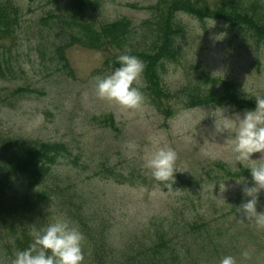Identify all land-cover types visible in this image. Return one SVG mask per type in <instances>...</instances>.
I'll list each match as a JSON object with an SVG mask.
<instances>
[{
    "label": "rangeland",
    "instance_id": "obj_1",
    "mask_svg": "<svg viewBox=\"0 0 264 264\" xmlns=\"http://www.w3.org/2000/svg\"><path fill=\"white\" fill-rule=\"evenodd\" d=\"M17 1L23 10L22 27L14 39L5 41L0 132L67 144L71 154L60 158L55 170L61 179L77 184L92 199V207L107 217L115 245L124 247L128 239L161 228L175 242L178 236H187L193 243V256L206 255L218 264L222 256L232 255L236 264H264V227L236 212L242 200L248 199L242 188L251 185V176H226L215 163L224 162L234 171L247 166L232 159L223 136L216 141L207 138L216 107L226 108V115L244 110L230 105L183 108L180 104L176 114L165 119L145 100L139 109L126 110L101 99L95 91L96 78L111 73L103 70L110 53L74 44L65 50L69 63L65 70L53 46L61 42L59 31L54 30L51 18L42 21L70 0ZM93 1L85 15L100 25L122 17L139 24L151 16L147 8L158 0ZM181 17L188 34L181 41L180 61L168 65L167 85L179 88L194 80L193 67L199 66L222 81L203 82V89L221 91L226 80L250 96L264 95V42L256 46L240 28L223 21ZM19 88L23 90L18 92ZM151 137L160 139L157 146L168 145L177 153L171 188L142 167L145 151L153 147ZM130 143L134 147L129 148ZM259 156L252 154L253 159ZM262 209L264 190L257 204V210ZM188 222L205 223L208 231L195 239L188 234ZM242 251L248 256H241Z\"/></svg>",
    "mask_w": 264,
    "mask_h": 264
},
{
    "label": "trees",
    "instance_id": "obj_2",
    "mask_svg": "<svg viewBox=\"0 0 264 264\" xmlns=\"http://www.w3.org/2000/svg\"><path fill=\"white\" fill-rule=\"evenodd\" d=\"M55 0V3H58ZM93 0H70L58 11L50 12L54 30L61 38L54 43V52L63 68L69 70L65 50L74 44L110 53L103 70L111 72L118 66L120 54L134 55L144 64L138 84L144 100L165 119L173 117L178 108L207 105H230L252 109L255 100L249 93L223 80L221 91L203 89L201 83L219 84L221 79L194 66L195 79L179 88L164 81L168 65L182 57L181 41L188 34L182 15L205 22L208 19L229 23L241 29L256 46L264 42V2L262 0H158L149 5L151 16L139 24L122 17L97 25L85 15ZM23 10L17 0H0V76L4 75L5 41L14 39L22 27ZM23 89L19 88L18 92ZM248 96V98H245ZM111 125H114L111 117ZM71 154L67 144L30 140L0 132V264H10L18 250L31 242L30 232L48 224L54 216H65L83 233L82 264H217L198 253L192 255L187 236L169 237L165 229L136 235L124 247L112 242L111 222L92 207V199L75 183L60 178L55 170L60 158ZM77 163V161H75ZM229 177L250 175L247 168L234 171L224 162L215 163ZM53 179V181L51 180ZM195 239L208 231L205 223L185 224ZM125 237V234L123 235ZM212 240V236L208 237Z\"/></svg>",
    "mask_w": 264,
    "mask_h": 264
},
{
    "label": "clouds",
    "instance_id": "obj_3",
    "mask_svg": "<svg viewBox=\"0 0 264 264\" xmlns=\"http://www.w3.org/2000/svg\"><path fill=\"white\" fill-rule=\"evenodd\" d=\"M116 61L118 66L110 74L96 78V95L126 110L139 109L145 99L137 86L144 64L136 56L126 53L118 55ZM254 100L255 107L242 113L226 115V108L216 107L213 110V127L207 138L216 141V137L223 136V143L230 149L232 159L241 166H247L251 185L243 187L242 194L248 199L242 200L236 212L243 219L264 227V209L257 210L258 195L264 190V95L257 94ZM150 143L153 147L145 151L142 167L156 181L171 188L175 182L177 153L168 145L157 146L160 144L158 137H151ZM128 147L134 145L130 143ZM254 153H259V158L253 159ZM244 180H236V183ZM30 236L32 242L25 249L16 251L10 264H82L84 236L67 217L54 216L45 226L33 229ZM241 256L247 257L248 252L242 251ZM218 264H236V258L224 255Z\"/></svg>",
    "mask_w": 264,
    "mask_h": 264
}]
</instances>
